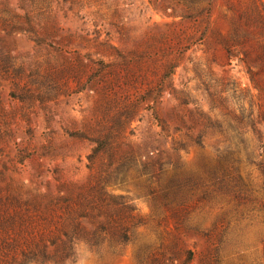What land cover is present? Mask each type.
<instances>
[{
    "label": "rangeland",
    "instance_id": "374dc122",
    "mask_svg": "<svg viewBox=\"0 0 264 264\" xmlns=\"http://www.w3.org/2000/svg\"><path fill=\"white\" fill-rule=\"evenodd\" d=\"M256 6L264 14V0H0L11 63L0 232L19 238L0 264L25 252L28 264H264V153L248 121L264 93L240 59L256 56L261 28L251 23L236 56L222 45ZM241 141L240 162L220 169L217 146ZM80 212L99 242L84 233L57 262L52 242Z\"/></svg>",
    "mask_w": 264,
    "mask_h": 264
},
{
    "label": "trees",
    "instance_id": "16d2710c",
    "mask_svg": "<svg viewBox=\"0 0 264 264\" xmlns=\"http://www.w3.org/2000/svg\"><path fill=\"white\" fill-rule=\"evenodd\" d=\"M250 16L240 13L238 16V25L236 27L235 33L231 38H224L222 41V45L225 48L229 58L232 56H236L237 54L234 53L233 51V46L236 45V43H242L247 37L248 32L246 30H250V25L251 23H255L256 26H259L261 28V33L263 37L258 40V52L256 53V56L252 58L250 56V53L248 52L247 49L243 50L244 56L240 57L242 61L246 63L248 73L250 75V78L254 84V86L259 90L260 93H264V87L260 84L259 78H258V73L262 71V66L258 67V69L253 68V62H259L264 63V14L258 9V7H255V16L254 20L251 22ZM242 28V29H240ZM245 28V29H244ZM243 33V34H242ZM232 41V42H231ZM10 61L9 58L6 57L4 59L0 58V73H7L10 69ZM166 75V74H165ZM160 85V84H159ZM162 91L161 88L158 86V92L155 94L154 98H157L160 95V92ZM248 121L249 124L251 125L252 130L258 134L259 137V143H258V149L260 151V154L264 153V134H261V130L258 127V122L262 123L264 125V108H260L258 110L257 115H254L253 110H250L249 115H248ZM217 123V127H220V123L218 121H214ZM161 125L164 130L168 129L167 123L161 120ZM195 142L202 145V139L200 136L197 138H194ZM242 144L241 142H236V145L240 148V145ZM186 148V144L184 142H179L178 149ZM95 151H97V148H94ZM217 150L220 154V156L223 158L221 163L219 164V168L225 171L228 166H230V163L235 162H240L241 157H240V149H232L230 144L225 145V148L222 150L219 146H217ZM250 154V153H249ZM259 168L261 169L262 174L264 175V161L258 162ZM2 193L0 192V202L2 201ZM65 202H68L69 198L65 197L63 198ZM84 210V208H83ZM82 210V211H83ZM83 212H80L78 215L76 214H71L66 222L62 224L61 230L65 234V237H57L54 239L52 243L55 244L57 248H61L62 251L60 252V258H58L56 261L63 263L64 260L67 257H70L71 255H74L75 253V245L76 243L80 240V235H85L84 233H90L89 228L86 226V224L81 220V216H84ZM0 231L6 229L7 227L5 226V222L0 219ZM10 225V224H9ZM7 225V226H9ZM97 229L94 230L92 233H90V236H84L85 240L92 243V244H97L99 242V238L97 236ZM59 239V240H58ZM128 237L124 235V238L122 241H127ZM19 238L16 237H10V236H5L0 232V259L2 257L9 256L8 252L5 251L4 249L14 243H18ZM187 261L188 263L193 260L196 254V250L188 248L187 250ZM16 254L10 255L11 258L10 260H7L9 264H28L34 260H36V254H28V252L23 253L24 258L21 260H16ZM48 254H46V251L44 253V257H47ZM202 258L207 260V255L206 252L203 251Z\"/></svg>",
    "mask_w": 264,
    "mask_h": 264
}]
</instances>
